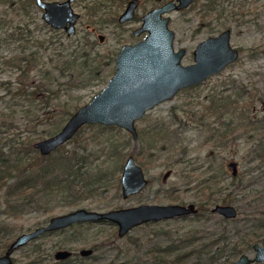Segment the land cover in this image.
I'll return each instance as SVG.
<instances>
[{
    "label": "rangeland",
    "instance_id": "374dc122",
    "mask_svg": "<svg viewBox=\"0 0 264 264\" xmlns=\"http://www.w3.org/2000/svg\"><path fill=\"white\" fill-rule=\"evenodd\" d=\"M127 1L74 0L72 8L80 17L75 32L68 35L43 20L35 1L31 5L19 0H0V82H4L0 84V146L8 150L24 145L28 149V144L33 146L35 141L53 135L68 119L64 116L66 109L74 112L106 84L114 72L118 50L141 38L131 34L138 25L137 19L118 24L117 18ZM164 1L141 0L137 17ZM168 15L169 27L174 32L173 47L186 50L181 63H192L194 47L226 28L231 29L230 42L238 49V58L200 84L184 88L148 110L135 122L140 133L136 138L114 125L82 126L85 137L98 133L101 141L109 139L119 144L118 154L107 164L111 172L106 185H96L99 194L69 197L61 189L43 191L38 186L32 204L22 214L12 216L6 212L7 187H0V223L6 227L0 233V255L7 247L4 245L17 235L46 224L53 215L76 208L106 211L204 199L207 189L201 182L210 173L220 182L221 189L213 193L219 199L216 203L234 205L236 219L226 223L216 214L176 217L138 225L121 237L113 222H85L40 235L14 251L13 264H173L170 261L177 259V255L183 256L175 264H228L239 256L232 255L231 246L239 244L243 253L252 256L254 252L245 240L253 238L264 244V162L259 157L264 148V0H194L187 8ZM99 35L103 40L99 41ZM86 41H95L94 51L112 56L111 63L104 68L106 76L84 78L81 85L63 88L58 85L63 79L56 77L59 76L56 71L52 74L56 81L49 86L56 96L52 95L48 102L44 94L27 99L28 96L16 94L13 98L5 93L7 85L13 92L23 83L29 84L32 77L41 78L44 67L57 64L61 55L63 58L77 43ZM30 51L37 53L40 65L28 72V78L21 76L15 65L5 63L11 56ZM231 101L234 104L223 108L224 102ZM10 104H14L12 109ZM167 124L168 130L160 129ZM156 130L163 134L154 139L161 140L155 141L147 133ZM168 143L171 145L168 149L160 148ZM63 146L75 148L79 153L98 149L92 145L85 148L82 143L75 146L71 141ZM25 154L26 158L37 155L32 149ZM130 154L143 168L148 183L138 193L124 198L121 171ZM228 159L238 162L236 176L226 168ZM209 168L214 171L208 172ZM223 197H227L225 202ZM213 205L210 203L209 207ZM224 226L229 231L226 240H218L200 254L195 251L209 241V232L218 233ZM172 243L178 246L168 252L160 251L156 262L146 253L152 247L164 248ZM82 248H91L93 252L81 256ZM58 249H68L72 255L67 260H57L54 253Z\"/></svg>",
    "mask_w": 264,
    "mask_h": 264
},
{
    "label": "water",
    "instance_id": "95a60500",
    "mask_svg": "<svg viewBox=\"0 0 264 264\" xmlns=\"http://www.w3.org/2000/svg\"><path fill=\"white\" fill-rule=\"evenodd\" d=\"M74 0H35L42 10L43 20L54 29H63L68 35L75 32L79 13L72 8ZM193 0H166L140 16V25L132 31L133 36L145 33L135 43L124 44L114 58V72L106 84L85 104L79 106L53 135L33 143L40 154L47 155L65 144L84 125L101 124L121 127L133 138L138 135L135 122L155 105L171 99L179 90L201 83L234 62L239 51L230 42V29L201 40L193 51V62L181 63L186 50L173 47L174 32L169 27L171 11L187 8ZM139 0H128L120 13V23L130 20ZM99 40L103 36L99 35ZM227 166L233 175L237 162L229 160ZM121 193L124 198L141 191L148 183L145 172L132 154L124 161L121 171ZM211 211L227 218L237 215L231 204H215ZM197 213L193 203L139 204L106 211L83 207L51 216L46 224L17 235L0 255V264H12V254L40 235L67 228L77 223L113 222L118 236L132 228L164 219L189 216ZM253 257L241 254L229 264H253L264 261V246L254 243ZM91 248H82L81 256L91 255ZM72 255L68 249L54 253L57 260H66Z\"/></svg>",
    "mask_w": 264,
    "mask_h": 264
},
{
    "label": "trees",
    "instance_id": "16d2710c",
    "mask_svg": "<svg viewBox=\"0 0 264 264\" xmlns=\"http://www.w3.org/2000/svg\"><path fill=\"white\" fill-rule=\"evenodd\" d=\"M10 1L16 2V0ZM19 1L32 5L35 0ZM210 1L213 2V0ZM209 6H212V4ZM38 43L41 44L42 42L38 41ZM95 45V41H86L79 44L77 43L69 53L63 55V58L61 55V60H59L57 64H52L47 68L44 67V69H42L43 74L41 75V78L32 77L29 84L23 83V86L16 88L13 90V92L12 88L7 85L5 93L11 94L13 98H16V94H19V96L24 95V97L28 96L25 97L27 99L40 97L44 94L43 98H45V102H48L52 95H55V91L50 89L49 86L56 81V77L63 79V81H61L58 85L61 84L63 88H72L73 85H81L84 78L87 80L88 78L92 77L106 76L107 74H103L105 70L104 68L111 63L112 56L108 53L105 56L98 51H94L93 49H95ZM38 59L39 57L37 56V53L35 51H30L27 54L11 56L5 60V63L15 65L16 68L19 69L20 75L28 78V72L32 68L37 67L38 63L40 65ZM56 71L58 72L59 76H54L53 78L52 74H54ZM46 80L48 82L47 84ZM0 84H4V82H0ZM224 100L225 99L223 98V101ZM232 104H234V101H231L230 103L224 102L223 108ZM13 105L14 104H10L9 109H12ZM72 113L73 112H71V110L68 108L66 109L64 116L69 117ZM168 125L169 124L164 125L160 129L163 130V128H167L166 130H168ZM88 126L93 127V124H88ZM97 127L103 128L104 126L97 125ZM1 133L2 130L0 129V134ZM147 133H150V138L154 139V136L156 137V135H160L159 133L162 132L156 130V132L148 131ZM164 133L167 132L164 131ZM139 135L140 133H138V136ZM99 138L100 134L98 133L89 137H85L82 134V129L80 128L68 141L74 143L75 146L82 143L85 148H87L89 145H92L91 147L97 146L98 149L86 153H79L75 148L69 150L64 149V146L60 145L53 152L47 155H41L37 149H33V146L28 144V149H32L35 151V153H37V155H35L33 158H26L25 152H27L28 149L25 148L24 145L21 147H17V145L12 146L8 150H5L3 146H0V187H7V214L12 216L22 214L23 211L32 204V201H34L33 195L39 187L43 191L53 188L61 189L64 192L66 191L69 197L83 196L87 194L94 195L98 189V187H96L97 184L106 185L105 182H107L108 176L111 172V169H109L107 166L108 161L110 158L115 157L119 152V144L114 143V141L109 139H104L101 141ZM156 139L161 140L160 137ZM156 139L154 140L157 141ZM169 147H171L169 143L168 145L160 146V148L163 150L168 149ZM158 148L154 149V151H157ZM261 152L262 153L259 154V157L261 161L264 162V148H262ZM94 159H96V162H93ZM210 169L211 168L208 169V172L214 171ZM11 178H14L13 181L8 183ZM201 184H203V188L207 189V193L205 195L206 199H201L200 195V199L197 198V200H193V202L197 203L198 205V213L194 215L195 217L203 214L212 215L209 204L219 201V199L214 197V192L221 189V187L218 185L220 182L215 179V175L213 173L207 175V177L202 180ZM226 200L227 197L222 198L223 202ZM82 224L83 223H77L74 225L81 226ZM4 225L0 223V233L6 229ZM74 225L69 227H73ZM65 229L66 228L60 229V231H64ZM228 232L229 231L226 227L224 229H220L218 233H214L216 235H214L212 232H209L208 235L211 236L208 237L209 241L203 243L200 247L195 249V251L200 254L202 250L212 246L218 240H226L228 238ZM190 240L192 241L193 239ZM250 241L251 239H247L245 244H250ZM8 244L9 243H6L4 246H8ZM177 246L173 243L164 248L155 246L150 248L146 253L150 256V258H153V261L156 262L157 254L160 251L170 250ZM242 250L243 249L240 248L239 244H235L230 248L232 255H240L243 252ZM190 252H193V249L189 251V253ZM218 255L219 254H217L216 257ZM182 256L177 255V259H172L170 262L173 264L176 262L178 263L179 258ZM211 257L214 260L216 259V257L213 255Z\"/></svg>",
    "mask_w": 264,
    "mask_h": 264
},
{
    "label": "flooded vegetation",
    "instance_id": "af4514ba",
    "mask_svg": "<svg viewBox=\"0 0 264 264\" xmlns=\"http://www.w3.org/2000/svg\"><path fill=\"white\" fill-rule=\"evenodd\" d=\"M128 2V1H127ZM140 2H141V0H139V4H138V6H137V8L139 7V5H140ZM165 2V1H164ZM193 2H194V0H193ZM127 4V3H126ZM162 4V3H161ZM160 4V5H161ZM192 4V3H191ZM190 4V5H191ZM126 6V5H125ZM159 6V5H158ZM157 7V6H156ZM136 8V9H137ZM124 10V9H123ZM147 12V11H146ZM144 14V13H143ZM120 15V14H119ZM142 15V14H141ZM140 15V16H141ZM140 16L139 17H137V15H136V10H135V12H134V14H133V17L130 19V20H128V21H131V20H135V19H137V21H138V25L136 26V27H134L133 29H132V31L135 29V28H137L139 25H140ZM119 17V16H118ZM117 21H118V18H117ZM128 21H125V22H122V23H120L119 21H118V24L119 25H122V24H125L126 22H128ZM230 29V28H229ZM61 30H63V29H61ZM132 31H131V34H132ZM144 35H145V33H141L140 35H138V36H133V37H140L141 36V38L140 39H142L143 37H144ZM230 36H231V29H230ZM98 38H99V36H98ZM140 39H138L137 41H139ZM100 41V40H99ZM136 41V42H137ZM131 44V43H130ZM197 46V45H196ZM196 46L194 47V49L196 48ZM194 49L192 50V55H193V51H194ZM231 63H233V62H231ZM230 63V64H231ZM229 65V64H228ZM224 69V68H223ZM222 69V70H223ZM220 72V71H219ZM214 75V74H213ZM210 77V76H209ZM207 79V78H206ZM204 81V80H203ZM202 81V82H203ZM200 84V83H199ZM196 85H198V84H196ZM196 85H193V86H196ZM193 86H190V87H193ZM186 88H188V87H186ZM182 90V89H181ZM180 91V90H179ZM224 111V110H223ZM137 129V128H136ZM138 132V131H137ZM229 160H235V159H228L227 161H226V168L228 169V171L232 174V172H231V170H230V168L227 166V162L229 161ZM236 161V160H235ZM237 162V161H236ZM238 174V162H237V171H236V174L235 175H233V176H236ZM188 203H193L194 205H195V207L197 208V213H198V205H197V203H195V202H188ZM188 203H181V204H188ZM215 204H222V203H214V205ZM224 204H226V203H224ZM213 205V206H214ZM213 206H211L210 207V211H211V209H212V207ZM234 206V205H233ZM235 207V206H234ZM236 208V207H235ZM237 210V209H236ZM197 213H195V214H193V215H189V216H194V215H196ZM211 213L213 214V215H218L220 218H221V220L223 221V222H226V223H231L232 221H234L235 219H236V217H237V215H236V217H234V218H227V217H225V216H223V215H220V214H217V213H213L212 211H211ZM238 214V213H237ZM188 216V215H187ZM182 217H186V216H182ZM180 218V217H179ZM226 226H224V227H222V229H224ZM251 239V241H250V244H246V246L247 247H249V248H251L252 249V246H253V244L254 243H258V240L257 239H253V238H250ZM247 240V239H246ZM245 240V241H246ZM262 241H264V239H262ZM260 245H263L264 246V244H261V243H259ZM253 250V249H252ZM5 251V250H4ZM253 252H254V250H253ZM241 254H243V252L241 253ZM240 254V255H241ZM244 254H247V253H244ZM239 255V256H240ZM248 255V254H247ZM253 255H254V253H253ZM253 255L252 256H249V257H253ZM238 256V257H239ZM67 260V259H66ZM236 260V259H235ZM234 261V260H233ZM13 262H14V260L12 259V264H13ZM232 262V261H231ZM230 263V262H229ZM228 263V264H229ZM259 264V263H263L264 264V261H260V262H254L253 264Z\"/></svg>",
    "mask_w": 264,
    "mask_h": 264
}]
</instances>
